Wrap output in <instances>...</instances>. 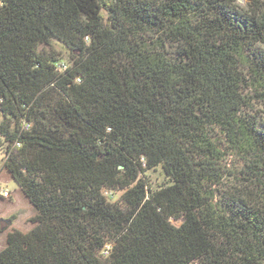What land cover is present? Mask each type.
<instances>
[{"label": "trees", "instance_id": "1", "mask_svg": "<svg viewBox=\"0 0 264 264\" xmlns=\"http://www.w3.org/2000/svg\"><path fill=\"white\" fill-rule=\"evenodd\" d=\"M255 102L264 0H0V264H264Z\"/></svg>", "mask_w": 264, "mask_h": 264}, {"label": "rangeland", "instance_id": "2", "mask_svg": "<svg viewBox=\"0 0 264 264\" xmlns=\"http://www.w3.org/2000/svg\"><path fill=\"white\" fill-rule=\"evenodd\" d=\"M237 5L240 7L246 6V0H236ZM54 48L60 52L65 62L69 61L70 55L64 49V47L57 43H52ZM255 110L261 116L264 121V102H255ZM4 120L3 115L0 113V123ZM1 140V136H0ZM150 184L157 188L167 183V178L164 175L162 169L158 168L147 173ZM8 191L9 196L4 198V201L0 203V221L2 226L6 229L5 232L0 234V251L5 248L7 234L13 229L20 230L27 233L34 228L32 219L36 216V211L29 201L24 196L23 192L17 183L10 177L8 172L4 168V154L0 151V192ZM121 194L115 197V201L119 199Z\"/></svg>", "mask_w": 264, "mask_h": 264}, {"label": "built area", "instance_id": "3", "mask_svg": "<svg viewBox=\"0 0 264 264\" xmlns=\"http://www.w3.org/2000/svg\"><path fill=\"white\" fill-rule=\"evenodd\" d=\"M0 194L5 198L9 196L8 191H1Z\"/></svg>", "mask_w": 264, "mask_h": 264}]
</instances>
